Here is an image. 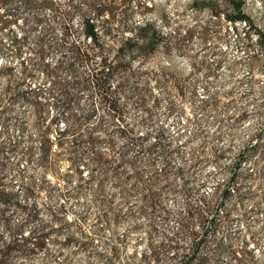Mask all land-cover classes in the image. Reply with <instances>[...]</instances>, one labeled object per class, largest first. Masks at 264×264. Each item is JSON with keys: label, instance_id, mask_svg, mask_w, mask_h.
<instances>
[{"label": "rangeland", "instance_id": "1", "mask_svg": "<svg viewBox=\"0 0 264 264\" xmlns=\"http://www.w3.org/2000/svg\"><path fill=\"white\" fill-rule=\"evenodd\" d=\"M234 1L0 0V264H264V0Z\"/></svg>", "mask_w": 264, "mask_h": 264}, {"label": "trees", "instance_id": "2", "mask_svg": "<svg viewBox=\"0 0 264 264\" xmlns=\"http://www.w3.org/2000/svg\"><path fill=\"white\" fill-rule=\"evenodd\" d=\"M233 9H234V12L232 15L229 16L230 19L234 20V19H239V18L244 17V14H242V12H240L238 0H235L233 2ZM82 27H83L84 34L86 36H88L89 39H94L95 32L93 29V23L89 19L85 18L82 21ZM44 150H45L44 142H42L40 144V152H44Z\"/></svg>", "mask_w": 264, "mask_h": 264}]
</instances>
